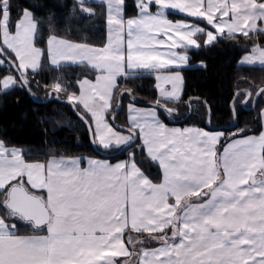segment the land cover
Listing matches in <instances>:
<instances>
[{
  "label": "snow or ice",
  "instance_id": "snow-or-ice-1",
  "mask_svg": "<svg viewBox=\"0 0 264 264\" xmlns=\"http://www.w3.org/2000/svg\"><path fill=\"white\" fill-rule=\"evenodd\" d=\"M93 4L103 6V45L61 34L54 12L37 15L39 3L0 0V93L64 92L97 150L126 153L115 163L30 159L5 130L0 264H264V108L258 129L179 127L194 100L207 103L184 101V77L171 71L188 63L190 50L239 35L250 41L239 63L264 66V0H76L72 11L94 17ZM79 65L97 74L68 80L62 69ZM50 71L58 74L44 83ZM141 72L154 74L158 89L145 107L119 83ZM116 93L130 100L124 123ZM240 94L242 104L264 99V86ZM211 116L209 107V123Z\"/></svg>",
  "mask_w": 264,
  "mask_h": 264
},
{
  "label": "trees",
  "instance_id": "trees-1",
  "mask_svg": "<svg viewBox=\"0 0 264 264\" xmlns=\"http://www.w3.org/2000/svg\"><path fill=\"white\" fill-rule=\"evenodd\" d=\"M18 6L31 7L32 3H39L43 7L37 9V15L46 16L54 12L57 16V27L61 34L69 38L89 44L103 45L107 39L106 21L101 4L90 5L97 9L94 17H83L73 13L76 0H14ZM129 4L133 0H128ZM129 14H135L130 11ZM183 18L182 15L173 17ZM199 22V21H197ZM244 36L225 37L214 46L190 50V67L184 68V101L189 97H200L209 104L212 110V127H208V108L204 103L193 101V112L189 119L179 125L195 124L208 129L224 126L230 127L235 121L232 102L236 98V112L239 123L236 127L245 125L254 129L259 128L256 117L264 108V99H258L255 108L248 109L253 104L250 99L246 107L241 102L245 94L235 97L237 89H253L264 86V66H244L239 64L244 54L240 46L249 44ZM239 45V46H238ZM204 61L206 67L195 66ZM68 80L82 78L83 75L95 74L86 65L70 66L62 69ZM72 73L74 75H68ZM58 73L48 72L44 75L48 79H41L49 83ZM119 80L122 88H131L135 96L144 102L154 100L157 96L156 80L154 76L138 74L136 77ZM124 84V85H123ZM123 85V86H122ZM71 91H78L73 86ZM34 94V95H33ZM66 93L59 97L49 94L43 87L31 88V94L26 88H15L6 94L0 93V136L5 134L17 146L30 152V159H44L48 156H95L104 158L92 147L88 129L73 109L72 103L65 99ZM119 99V93H116ZM130 102L127 94L122 98L123 110L117 121L124 123L127 118V104ZM172 106V105H170ZM188 112V109H184ZM262 130V129H261ZM114 153V152H113ZM126 158L125 154H117L107 159L115 161ZM151 163V162H150ZM141 167H144L141 164ZM153 172L157 166L152 164ZM153 245V244H150Z\"/></svg>",
  "mask_w": 264,
  "mask_h": 264
},
{
  "label": "crops",
  "instance_id": "crops-1",
  "mask_svg": "<svg viewBox=\"0 0 264 264\" xmlns=\"http://www.w3.org/2000/svg\"><path fill=\"white\" fill-rule=\"evenodd\" d=\"M183 16V15H182ZM106 32H107V38H108V28H107V24H106ZM106 42H107V39H106ZM105 42V43H106ZM189 57H190V54H189ZM190 60V59H189ZM240 64V63H239ZM198 65H200V62L199 63H197L195 66H198ZM240 65H244V66H261V65H259V64H257V65H245V64H240ZM87 66V65H86ZM191 66V64H190V62L188 61V63L187 64H185V65H181V66H173L172 68H171V71H173V72H181V73H183V69L184 68H187V67H190ZM87 67H89L91 70H92V68L90 67V66H87ZM93 71V70H92ZM97 73L95 72V74L93 75V76H89V78L90 79H93L94 77H95V75H96ZM139 74H147V75H151V76H154V74H152V73H148V72H141V73H139ZM155 77V76H154ZM184 77V76H183ZM78 91H79V88H78ZM77 91V92H78ZM157 94H158V89H157ZM138 106H140V107H145V106H143V105H138ZM177 126H179V127H184L185 125H177ZM200 127V126H199ZM201 128H204V127H201ZM206 129H208V128H206ZM209 130H212V129H209ZM262 130H264V129H262ZM83 157H88V156H83ZM93 157H95V156H93ZM98 158H100V159H106V160H109V159H107V158H101V157H98ZM122 159H125V158H122ZM122 159H118V160H122ZM118 160H115V161H111L112 163H115L116 161H118ZM83 166H87V162H86V160H85V162H84V165ZM145 246H147V247H155L156 245L155 244H153V245H150V244H148V245H145Z\"/></svg>",
  "mask_w": 264,
  "mask_h": 264
},
{
  "label": "water",
  "instance_id": "water-1",
  "mask_svg": "<svg viewBox=\"0 0 264 264\" xmlns=\"http://www.w3.org/2000/svg\"><path fill=\"white\" fill-rule=\"evenodd\" d=\"M235 97H237V92H236V94H235ZM193 98H200V97H193ZM119 99L121 100V103H122V98H120V95H119ZM201 99V98H200ZM257 100L258 99H253V104H252V106H250V107H248V109H253V108H255V106H256V104H257ZM137 103H138V105H145V106H147V104H146V102H144V101H141V100H139L138 98H137ZM233 103H234V100H233V102H232V108H233ZM243 106H245L246 107V104H243ZM209 104L207 103V108H208V111H209ZM74 109V108H73ZM210 110H211V108H210ZM75 111V110H74ZM191 111L193 112V107H192V109H191ZM76 112V111H75ZM211 113H212V110H211ZM76 114H77V112H76ZM234 115H235V121H234V123L230 126L231 128H233V125H237L236 124V119H237V112L235 111L234 112ZM211 119H212V116H211ZM207 126L208 127H212V125H211V122L209 123L208 122V118H207ZM92 147H93V149L98 153V154H100V155H102V156H104V157H112V156H115V155H117V153L116 152H114L112 155H107V154H103L101 151H99V150H97V148H96V146L95 145H93L92 144Z\"/></svg>",
  "mask_w": 264,
  "mask_h": 264
},
{
  "label": "rangeland",
  "instance_id": "rangeland-1",
  "mask_svg": "<svg viewBox=\"0 0 264 264\" xmlns=\"http://www.w3.org/2000/svg\"><path fill=\"white\" fill-rule=\"evenodd\" d=\"M198 67H204V66H202V65L200 64V65H198ZM180 73H181V72H180ZM181 74H182V76H183V73H181ZM123 85H124V84H123ZM123 85H122V86H123Z\"/></svg>",
  "mask_w": 264,
  "mask_h": 264
}]
</instances>
